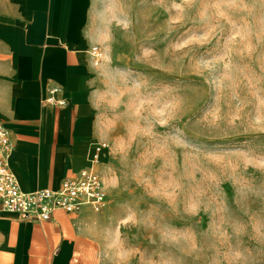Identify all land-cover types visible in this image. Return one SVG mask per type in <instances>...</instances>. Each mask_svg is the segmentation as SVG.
Masks as SVG:
<instances>
[{"label": "clouds", "instance_id": "obj_1", "mask_svg": "<svg viewBox=\"0 0 264 264\" xmlns=\"http://www.w3.org/2000/svg\"><path fill=\"white\" fill-rule=\"evenodd\" d=\"M155 3L156 0H153ZM87 43L99 53L90 65L93 83L88 104L93 113V133L98 141L110 143V154L127 170V177L143 189L149 198L167 204L173 211L185 197L184 214L209 215V224L200 232L192 227L178 228L158 224L155 208L143 215L136 210L121 221L124 224L153 229L158 247L139 252L128 246L122 234L93 221L89 229L99 235L114 264H264V179L245 173L251 168L264 177V152L246 146L238 158L223 153L193 154L186 149V138L175 129L161 133L178 119L184 99L175 85H155L144 73H136L113 64L111 45L113 28L128 33L136 22L135 10L146 8L148 0H93ZM170 26L188 20L193 32L172 45L171 54L191 46L208 44L221 29L228 31L222 51L207 52L194 58V66L212 78L217 90L216 104L205 117L216 125L221 120L235 124L250 118L251 127L264 129V0H179L169 9ZM152 49L144 50L142 60L151 62ZM229 111L222 114L221 103ZM117 127L124 133L114 136ZM143 151L130 160L133 146ZM177 150L187 152L178 158ZM241 165L243 171H241ZM233 188L232 203L246 219L232 213L223 198L222 184ZM108 189L120 188V178L105 179ZM259 202L254 209L252 204ZM246 241H250L249 246ZM156 243V241H152Z\"/></svg>", "mask_w": 264, "mask_h": 264}, {"label": "crops", "instance_id": "obj_2", "mask_svg": "<svg viewBox=\"0 0 264 264\" xmlns=\"http://www.w3.org/2000/svg\"><path fill=\"white\" fill-rule=\"evenodd\" d=\"M94 10L93 0H0V123L10 131L8 162L24 192L57 190L84 169L106 175L110 146L93 133L87 99L95 47L86 15ZM138 28H113L114 65L149 67L139 63L147 38ZM51 87L63 106L44 103ZM89 210L56 211L47 222L0 212V264H73Z\"/></svg>", "mask_w": 264, "mask_h": 264}, {"label": "rangeland", "instance_id": "obj_3", "mask_svg": "<svg viewBox=\"0 0 264 264\" xmlns=\"http://www.w3.org/2000/svg\"><path fill=\"white\" fill-rule=\"evenodd\" d=\"M177 2L179 0H156L155 3L153 0H148L146 8L135 10L136 27H139L140 36L145 35L147 42H149V49H152L155 55L151 62L139 60V63L148 64L149 67L136 68L130 71L146 74L155 85H175L179 89L178 94L184 99L183 111L178 115V119L172 121L166 128H159L158 131L167 133L170 129H175L186 138V149L193 154L219 152L229 157L238 158L241 155L240 150L246 146L264 152V129L250 126L248 110L244 114V119L235 124H229L225 119L216 125H212L209 123L211 117L205 119L215 107L218 93L210 75L197 70L194 66V58L207 52L216 54L222 51L228 31L221 29L219 34L203 47L191 46L174 55L171 54L169 50L172 45L186 39L194 28V24L188 20L170 26L173 14L170 13L169 9L172 3ZM147 42L145 43V50L147 49ZM139 57L142 59V55ZM221 110L223 114L228 112L229 108L222 102ZM123 133V127H117L113 135ZM108 145L110 146L109 142ZM142 151V144L134 145L130 160H134ZM186 154L188 153L185 151L177 150V156L180 159H183ZM108 163L104 178L106 179L111 174L117 175L120 178V188L115 190L106 188L108 205L104 210L100 212L89 210L93 215L87 221L86 232H82L79 249L73 264H114L104 248L102 238L89 229V225L93 221L101 227H111L118 230L128 246L137 249L139 252L155 250L159 241L153 229L121 222L133 210H136L139 215H143L150 208H155L154 220L158 224L166 223L178 228L192 226L198 234L209 224V215L203 211L197 217L184 214L183 201L185 197H181L177 203V210L173 211L167 204L152 200L143 189L137 187L127 177V170L121 166L117 159L111 157ZM241 171H243L242 165ZM245 174L255 177L257 182L264 179L260 173L251 168L247 169ZM104 178L103 180H105ZM222 193L223 198L231 207L233 215L246 219L236 205L232 203L233 188L230 183L222 184ZM252 207L254 209L259 208V202L252 204ZM154 240L156 243L152 242ZM246 243L252 246L250 241H246ZM138 261L139 257H135L131 264H138ZM187 264H193V261L189 259Z\"/></svg>", "mask_w": 264, "mask_h": 264}, {"label": "built area", "instance_id": "obj_4", "mask_svg": "<svg viewBox=\"0 0 264 264\" xmlns=\"http://www.w3.org/2000/svg\"><path fill=\"white\" fill-rule=\"evenodd\" d=\"M92 56H99L97 48ZM60 89H48L45 104L63 106L64 101L57 95ZM13 150L10 131L0 123V212L15 215L22 221L47 222L54 212L65 211L68 214L89 208L95 212L104 210L108 205V192L102 175L93 169L79 171L65 179L57 190L39 189L34 192L22 191L17 177L10 168L8 158ZM97 159V157L95 158Z\"/></svg>", "mask_w": 264, "mask_h": 264}]
</instances>
